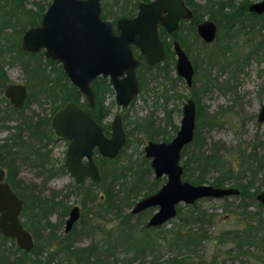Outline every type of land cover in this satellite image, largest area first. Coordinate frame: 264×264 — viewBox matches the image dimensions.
<instances>
[{
	"label": "trees",
	"instance_id": "1",
	"mask_svg": "<svg viewBox=\"0 0 264 264\" xmlns=\"http://www.w3.org/2000/svg\"><path fill=\"white\" fill-rule=\"evenodd\" d=\"M33 4L35 9L26 7V0H0V131H9L0 139V165L6 171L5 181L23 199L21 215L25 218L20 223L33 239V247L24 252L12 239L4 238L0 233V264H133L135 261L139 264H225L226 258L230 261L234 258H252L257 264H264V207L255 198L259 185L264 183V152L258 153L254 145L247 150L237 148V152L233 150L230 157L225 158L221 153L225 149L223 145L212 143L209 148L203 149V140L199 137L198 130L203 123H211L212 118L207 116L205 119L198 105L196 91L190 94L196 103L194 135L180 155L183 168L181 176L192 184L207 183L224 187L228 183V186L237 188V195H232L233 202L227 201V197L221 198L224 203L221 206L223 215L232 216L236 226L220 230L213 236L207 234L202 225L204 221L211 222L215 215L206 213L200 207L201 199L192 204L176 205L175 216L168 221L170 225L167 228L164 224L145 226V221L154 208L150 207L136 214L130 213L129 209L140 195L146 196L156 191L164 178H149L152 171L143 155L130 163L123 160L121 153L113 160H104L102 180L107 177L109 179L105 183L101 182L99 191L86 192L85 201H82H96L98 194L102 195L96 201L98 207L105 206L109 220L115 221V226L104 232L101 226L86 218L81 222L80 232L101 236V240L81 248L75 247L70 237L72 230L69 235L64 236L70 240L55 243V229L61 225V221L51 223L49 215L58 208L56 190H50L45 196L41 191L35 190L33 184H23L17 178L19 164L29 162L39 169L42 190L44 182L57 172L54 164L50 163L49 149H43L45 144L41 143L42 138H50L49 132L47 135L44 132V128L50 131V117L34 113L24 115L22 110L29 103L37 101L39 104H46L52 114L66 101H77L79 93L67 81L59 63L45 59L41 52L27 53L21 49V34L27 27L38 24L49 2L45 6L39 1ZM105 4L107 3L104 6ZM193 4L201 7L203 12H209V17L213 18L218 28H223L225 40L221 43V34L217 32L214 49L200 48L194 53L193 63L200 78L199 91H207L215 84V77L211 76L210 69L216 65L220 70L227 68L238 71L242 70L250 56L264 59V15L246 12V4L240 3L239 6L232 5L227 16L219 19L218 15L211 14V10L217 6L214 2ZM105 11L106 15L108 11ZM197 12L195 10L193 22L201 17ZM238 37L243 38V43H252L248 54L233 52L232 48ZM165 49L167 57L158 71L168 74L173 69V54L167 46ZM226 56L231 57V60H225ZM221 60L224 62L221 63ZM200 62L204 64L202 72L198 70ZM14 64L20 67L27 78L28 95L20 109L11 106L2 95L8 82L5 66ZM92 85L96 94L93 116L98 120L107 114L108 109L102 105V98L111 88L103 78L92 82ZM173 96L179 100L182 98L177 93ZM170 112V109L164 107L165 121L162 126H155L151 116L135 121V126L147 139L167 141L177 128L171 121ZM34 116L37 118L34 119ZM10 121L14 123L9 124ZM128 142L129 140L125 146ZM59 168L64 171L63 166ZM210 171H215L216 175L208 178ZM208 242L212 245L217 243L218 247L227 245L224 251L226 258L221 260L215 253L205 259L203 247ZM146 258L149 260L146 261Z\"/></svg>",
	"mask_w": 264,
	"mask_h": 264
},
{
	"label": "water",
	"instance_id": "2",
	"mask_svg": "<svg viewBox=\"0 0 264 264\" xmlns=\"http://www.w3.org/2000/svg\"><path fill=\"white\" fill-rule=\"evenodd\" d=\"M249 10L261 13L264 0L251 3ZM99 13V0H51L39 24L27 28L21 34L20 46L23 51L30 53L43 49L44 57L58 61L69 82L85 96L89 105H92L94 98L90 81L99 75L107 77L114 90L116 103L125 107L137 92L134 70L138 61L134 59L130 45L137 47L147 64L162 61L165 54L157 25L171 32L177 28L178 20L190 18L191 12L182 0L140 3L134 17L116 20V33L111 23L102 20ZM197 32L209 42L214 37L215 26L204 21L198 24ZM173 49L176 73L185 80L186 85H190L192 65L177 42H174ZM3 95L14 107H20L26 97V89L19 83L8 84L4 87ZM194 116V103L188 99L182 107L175 135L168 141L148 142L144 147V156L149 158L154 177L165 178L156 191L135 201L130 210V213L136 214L154 207L155 210L147 219V226L162 225L172 219L178 204H192L202 198H222L238 193L235 187L192 184L182 179L180 151L192 140ZM256 120L264 122V101ZM50 126L56 135L70 140L64 164L76 182L82 176H88L93 181L99 179L97 167L91 158L94 146L102 156L112 158L125 141L119 115H115L111 121L110 136L106 138L92 119L90 108L81 110L71 102L52 115ZM82 156L87 159L83 164L80 163ZM2 177L3 170L0 168V233L4 238L12 239L19 249L28 252L33 244L30 233L19 222L22 202L1 180ZM255 198L264 207V186ZM76 218L77 211L73 208L66 220L65 231Z\"/></svg>",
	"mask_w": 264,
	"mask_h": 264
},
{
	"label": "rangeland",
	"instance_id": "3",
	"mask_svg": "<svg viewBox=\"0 0 264 264\" xmlns=\"http://www.w3.org/2000/svg\"><path fill=\"white\" fill-rule=\"evenodd\" d=\"M35 1H39L40 4L45 6L50 0H26V7L35 9L33 4ZM127 1L133 3L134 0ZM195 1L203 3L204 0ZM115 11L116 9L112 8V13H115ZM110 18H112V15ZM190 37L191 36H188V39H190ZM221 39H224L222 38V34ZM234 44L235 45L232 50L233 52H238L239 55L248 54L252 46V43H243L242 37H238ZM200 46L201 44L199 43L198 47ZM215 46L216 43L212 42L211 44L204 46V48L212 50ZM196 47L197 46H194L195 49ZM195 52L196 51L189 52L191 60L193 59ZM226 57L227 58H225V60H231V57ZM239 61L241 62V59H239ZM222 62H224V60H221V63ZM263 62V58L259 59L257 56H250L248 61L243 64V66L241 65L242 70L232 71L227 68L220 70L217 68V65L212 67L210 69V73L211 76L215 77V84L211 85L210 88L204 92L198 90V87L200 86V78H198L197 74L194 75L195 79L191 88L198 94V105L200 106L201 111H203L205 119L207 116L212 118L211 123H203L198 130V135L203 140V149L209 148L212 143H215L216 145H223L225 149L221 150V153L225 158H229L231 153H233V150L237 152V148L247 150L254 145L256 146L258 153L261 154L264 152V122L260 123L256 120V115L262 102L264 101ZM203 67L204 64L200 62L198 69L199 72H202ZM5 71L10 83H26V75L22 73L18 65H7L5 66ZM143 76L146 83L144 85V90L138 94L133 103L129 104L124 109H121L118 105H116L113 92L105 94V103L110 106V113L105 120L109 121L115 113H120L124 114L128 121L145 116H151L154 120L155 126L163 125L164 115L162 110V98L160 97V95L163 94V89H161V87L172 83V89L170 91L171 95H174L173 93H177L180 94L182 98L179 100L173 96L168 102L167 108L171 107L173 109L171 111V120L176 126H178L181 117V106L190 93L189 87H186L181 78L180 80L175 78L174 71H170V73H168L167 77L169 79H165L167 77L163 76L165 79L164 81L162 75L157 74L156 69L145 71ZM47 109L48 106L46 104H39L36 101L30 103L23 111V114L32 115V113H34L41 116H48L49 111ZM5 134V131H0V138ZM142 137L143 135H141L140 132L132 133L130 139L131 142L129 143L130 145L127 149H125V154L123 156V160L125 162L128 161L130 163H134L141 155H143L142 147L145 144L146 139H142ZM47 148L51 150V159H54L55 163L56 160L59 163L62 160L64 144L61 142L57 144L52 142L50 146H47ZM38 171L39 169L31 165L29 162L20 163L18 166V177L23 184H33L35 186V190L41 191V194L45 196L49 194L50 190L63 189L72 181L68 175L53 176L44 183L43 189L40 190L42 177ZM214 175H216V172L210 171L207 177L210 178V176ZM151 176L149 178H151ZM227 186L228 183H226L224 187ZM263 186L264 183L260 184L259 190H261ZM140 197L142 196L140 195L136 200ZM56 199H59V197ZM233 200V196L227 197V201L233 202ZM65 202L68 205H71L78 204L79 200L74 194H71L65 199ZM223 204L224 203L221 198H202L200 201V207L204 209L206 213L215 215L211 222L204 221L202 225V228L207 232V234H211V236L216 235L220 230L236 226V221L232 218V216L223 215L224 212H222L221 209ZM24 218L25 217L22 216L21 220H24ZM56 218L57 215L55 213L49 216V220L52 222ZM169 225L170 223L166 222L164 227L167 228ZM112 226H115V221L107 223L104 226V229H109ZM62 228L63 224L56 229L57 235L62 231ZM137 234L138 230H136L135 235ZM76 236L77 239L74 241L75 247L81 248L94 242L91 235L79 234L77 230ZM226 246L218 247L217 243L212 245L210 242L204 244L203 248L205 249V259H209L215 253L219 255L221 260L225 259L226 255L224 254V251L226 250ZM147 260L149 259L146 258V261ZM225 260V264H257V262L252 258H234L232 261L226 258ZM133 264L139 263L138 261H135Z\"/></svg>",
	"mask_w": 264,
	"mask_h": 264
},
{
	"label": "flooded vegetation",
	"instance_id": "4",
	"mask_svg": "<svg viewBox=\"0 0 264 264\" xmlns=\"http://www.w3.org/2000/svg\"><path fill=\"white\" fill-rule=\"evenodd\" d=\"M51 1V0H50ZM50 1H48L50 3ZM153 0H134L133 3H130L129 1L127 0H99V5H100V18L102 20H106V21H109L112 25V30L113 32H117L116 30V26H115V22L117 19H120V18H126V19H129V18H132L134 17L136 14H137V11H138V5L140 3H149ZM207 1L209 2H214L217 6H215L213 8V10H211V14L213 15H218L217 18L219 19H222L223 17H226L227 16V13H229V11H231V7L232 5L234 6H239L240 3H244L246 4L245 5V9H246V12H251L253 14H256V15H259V16H263L264 15V10L261 12V13H256V12H253V11H250L249 10V6L251 5V3H254V2H259L260 0H254V1H250V0H204L203 3H198L197 1L195 0H182V3L183 5L189 9V11L191 12V17L190 18H180L177 22V28L171 32H167L160 24L157 25V33H158V37H159V40L161 41L162 43V47H163V51H164V54H165V58L162 60V61H159V62H155L153 64H147L145 62V59L144 57L140 54V52L138 51L137 47L133 46V45H130V49H131V52L133 54V57L134 59H136L138 61V64L136 65L135 67V77H136V81H137V92L136 94L129 100L128 104L125 106V107H121L118 103H116L115 101V94H114V90L111 86V84L109 83V80L107 77H103L101 75L99 76H96L94 79H92L90 81V87H91V90L93 92V95H94V98H93V103L92 105H89L87 99L85 98V96L83 94H81L78 89L72 85L69 80L67 79V81L77 90V92L79 93V98L77 101H66L61 107H59L58 109L55 110V112H57L58 110H60L61 108L64 107V105L68 102H71V103H74L76 104L81 110H85L87 108H90V115L92 117V119L99 125L101 131H102V134L108 138L110 136V132H111V128H110V124H111V121L113 120L114 116L115 115H119L120 116V121H121V127H122V130L124 132V136H125V141L123 143V145L120 147V149L118 150L117 154L114 156V157H107V156H102L98 151H97V148L94 146L91 150V158H92V162L94 163V165L97 167V170H98V175H99V179L97 181H93L91 180L88 176H82L79 180V182H76L75 181V178L70 174V172L66 169L65 167V155H66V151H67V146L69 145L70 143V140L64 136H61V135H56L54 133V131L52 130L51 126H50V120H51V117L52 115L55 113H52L50 114V109L48 107V111H49V114L48 116H44V117H50V120H49V125H48V128L50 129V131H48L47 128H44V132L48 133V135H50L49 139L47 140L46 137L42 138L41 139V143H44L45 145H43V149L47 148V146H50L52 142H55V144L61 142L64 144V149H63V156H62V160L58 163L57 160H56V163L54 162V159H51V150L49 149V156H50V163H53V167L57 168V172L50 176L49 179L53 176H58V175H68L70 177V179L72 180L71 183L67 186H65L63 189H59V190H56L57 194H56V198L59 197V199H56V201L59 203L58 204V208L55 210V213L57 215V218L52 222L50 221L51 223H55L57 221H61V225L63 224V228H62V231L58 233H56V237H57V241H55V243H57L58 241H62V240H70L68 239L67 237H64L66 235H69V233L72 231V236L70 235V237L73 239L71 240L72 244L74 245V241L77 239V236H76V230L79 232V234H83V235H87L85 234L84 231L80 232V227H81V222L83 221V219H88V221H91L93 224H98L99 226H101V228L103 229L104 232L108 231L109 229H104V226L110 222L109 220V213L107 211V209L105 208V206L103 205V207H98V204L96 201H99V198H101L102 195L98 194V200H94V201H87L85 203H82V201H85V198H86V192H97L99 191V188H100V184L101 182H107V180L109 179V177H107L106 179L104 178V181L102 180V168L104 167V160H113L115 158H117L121 153V157L124 156L125 154V149L128 148V146L130 145L129 143L131 142L130 139H131V136H132V133L134 132H140L141 135H143L142 139H146V142L145 144L143 145L142 147V151H143V156H144V147L148 144V142H159V141H163V140H151V139H147L146 135L141 132V131H138V129L136 128L135 126V121H139L141 118H137V119H133L132 121H128V119L126 118V116L124 114H120V113H115L111 119H109V121H106V117L109 115L110 113V109H109V105H107V103H105V98H102V105L108 109L107 111V114L101 118H99L98 120L93 116V106H94V103H95V100H96V94H95V90H94V87L92 85V82L100 79V78H103L106 80V82L109 84V87L111 88V91L110 92H105L106 93H112L114 94V101L116 103V105H118L121 109H124L126 108L129 104L133 103L134 100L136 99V97L138 96V94L140 92H142V90H144V85L146 84L145 83V78H144V72L145 71H149L151 69H156L157 70V74H160L162 75V77H167L168 74L166 73H163L162 71H158L160 68L159 66L162 65V63L166 60V57H167V53H166V49L165 47L167 46L168 49L172 52V57H173V69L171 71H174L175 73V78L176 77H179V79L181 78L184 83H185V80L178 76L177 73H176V70H175V63H176V56H175V52H174V49H173V44L174 42H177L178 45L181 47V49L185 52L187 58L189 59L191 65H192V68H193V73H192V76H191V83L190 85H186V87H189L190 89V93H189V96L186 98L185 102L188 100V99H191L194 103V109L196 111V103H195V100L194 98L190 97V94L191 92H193L194 90H192L191 86L193 85L194 83V79H195V76L197 73H196V69L194 67V63H193V60H194V57L193 59L191 60L190 57H189V52L191 51H198L200 48H204V46H206L207 44H211L212 42H215V39H216V34L217 32H220V34H222V38H223V28L220 26L218 28V25L217 23L213 20V18L209 17V12H203L202 11V8L201 7H198V6H195L193 3H196L197 5H203L205 4ZM104 3H107L105 4L104 6ZM109 3H112V5H109ZM116 3V4H114ZM49 5V4H48ZM45 6L44 10H43V13L45 11V9L47 8V6ZM112 8H115L116 11L115 13H112ZM216 8L218 11H216ZM107 10L108 13L105 15L104 14V11ZM195 10H197L198 12L196 13L197 15H201V17L199 18V20H196L195 22H193L194 20V16H195ZM215 10V11H214ZM106 12V11H105ZM42 13V14H43ZM112 15V18H110V16ZM196 15V16H197ZM42 16V15H41ZM198 17V16H197ZM216 17V16H215ZM41 19V17H40ZM204 21H209L211 23L214 24L215 26V34H214V37L211 41L209 42H206L197 32V26L198 24H201L202 22ZM40 22V20H39ZM38 22V24H39ZM37 24V25H38ZM36 26V25H34ZM32 27V26H30ZM29 28V27H27ZM26 28V29H27ZM25 29V30H26ZM24 30V31H25ZM264 31V29H263ZM188 36H191L190 39H188ZM225 41L224 39H221V43ZM199 43L201 44L200 47H198ZM203 45V46H202ZM194 46H197L196 49L194 48ZM21 47V46H20ZM206 49V48H204ZM37 52H41L42 53V56L44 57L43 55V49H40L39 51ZM37 52H33V53H37ZM195 52V53H196ZM27 53H30V52H27ZM45 59H47L46 57H44ZM50 60V59H49ZM52 61H55V60H52ZM57 63H59L58 61H56ZM169 62H171V59H169ZM60 64V63H59ZM61 66V64H60ZM62 69V67H61ZM198 69V68H197ZM63 72V70H62ZM170 73V72H168ZM64 74V72H63ZM65 75V74H64ZM163 77V81L165 79H169L168 77L164 79ZM177 79V78H176ZM178 79V80H179ZM142 80L144 83H142ZM8 84H17V83H10L9 82V79H8V82L5 84L8 85ZM19 84H22L25 86V89H26V97L24 99V102L23 104L20 106V107H14L12 104H10V102L8 101V99L3 95V91H2V95L5 97V99L8 101V103L13 106L14 108H17V109H20L23 107L25 101H26V98H27V95H28V86L26 83H19ZM161 84V83H159ZM4 86V87H5ZM160 88V86H159ZM161 89H163V94L160 95V97L162 98V110H163V115H164V121H165V113H164V107L167 108V104L168 102L172 99L173 95H171L170 91L172 89V83L169 84V85H163L161 87ZM4 90V88H3ZM104 94V96H105ZM174 94V93H173ZM175 98V97H174ZM184 102V103H185ZM184 103L182 104L181 106V114H182V107L184 105ZM30 104V103H29ZM27 107H25L22 111H24ZM167 109H170L171 111L173 110L171 107H168ZM179 110V109H178ZM41 116V115H39ZM146 117V116H145ZM170 117H171V112H170ZM37 116L35 117L34 116V119H36ZM143 118V117H142ZM181 118V117H180ZM172 119V118H171ZM194 120H195V116H194ZM172 121V120H171ZM180 122V120H179ZM14 122L13 121H10L9 124H13ZM132 123V124H130ZM164 124V123H163ZM175 124V123H174ZM162 126V125H161ZM176 131L179 127V124L178 126H176ZM194 128H195V122H194ZM1 131H5L6 134H8L9 131H6V130H1ZM175 131V132H176ZM175 132H173V135L172 137L175 135ZM5 134V135H6ZM4 135V136H5ZM193 135H194V129H193ZM3 136V137H4ZM1 137V138H3ZM171 137V138H172ZM0 138V139H1ZM170 138V139H171ZM169 139V140H170ZM192 139H193V136H192ZM129 140L127 146L126 143L127 141ZM34 141V140H33ZM168 141V140H167ZM192 141V140H191ZM190 141V142H191ZM189 142V143H190ZM188 143V144H189ZM186 144V145H188ZM184 145L182 147V149L186 146ZM182 149L180 151V155H181V152H182ZM145 157V156H144ZM146 158V157H145ZM149 162V158H146ZM86 158L85 156H82L80 158V163H85L86 162ZM25 163H28V162H25ZM107 163V162H106ZM103 164V165H102ZM179 164L181 165L180 163V158H179ZM63 166V169L64 171H62L59 167ZM150 166V164H149ZM182 166V165H181ZM0 168L3 170V177H2V181L5 182L10 190L17 195V197L21 200V209L19 211V222L21 221V211H22V205H23V199L22 197L19 195L18 192H16L12 187L11 185L5 181V174H6V171H5V168L2 167L0 165ZM151 168V167H150ZM152 171V169H151ZM182 172H183V168H182ZM152 173V176L151 178H155L154 177V174H153V171L151 172ZM164 176L162 177H158V179L160 178H163ZM182 177V176H181ZM17 178L20 179L18 177V172H17ZM150 178V179H151ZM48 179V180H49ZM157 179V178H155ZM165 181V179H164ZM45 183V182H44ZM96 184H98L96 186ZM71 194H74L78 200H79V203L78 204H71V205H68L66 202H65V199L70 196ZM144 197V196H142ZM140 197V198H142ZM139 198V199H140ZM137 201V200H136ZM135 203V202H134ZM133 206V204H132ZM131 206V208H132ZM73 208H76V211H77V218L72 222L70 228L65 231V223H66V220L68 219L69 217V214L71 212V210ZM131 208L129 209V212L131 210ZM150 208V207H149ZM154 208V207H153ZM66 209V212L64 213V210ZM148 209V208H147ZM128 210V209H127ZM145 210V209H144ZM155 210V208H154ZM153 210V211H154ZM143 211V210H141ZM140 211V212H141ZM52 213V214H53ZM64 213V214H63ZM63 214V215H61ZM152 214V213H151ZM51 215V214H50ZM49 215V216H50ZM148 219V218H147ZM169 221V220H168ZM167 221V222H168ZM146 222L147 220L145 221V226L146 225ZM165 224V223H164ZM60 225V226H61ZM163 225V224H162ZM159 226V225H158ZM147 227H155V226H147ZM57 228H59V226H57ZM56 228V229H57ZM56 229H55V232H56ZM29 232V231H28ZM90 235V234H89ZM97 237V238H95ZM101 236H98V235H95V236H92V240L97 241V240H101ZM7 239V238H6ZM32 239V237H31ZM93 243V242H92ZM32 244H33V239H32ZM33 247V245H32Z\"/></svg>",
	"mask_w": 264,
	"mask_h": 264
}]
</instances>
